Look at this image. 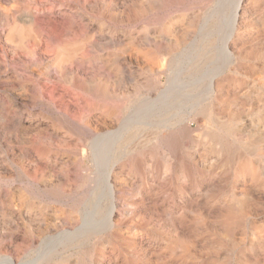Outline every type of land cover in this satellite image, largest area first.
Returning <instances> with one entry per match:
<instances>
[{
    "label": "rangeland",
    "instance_id": "1",
    "mask_svg": "<svg viewBox=\"0 0 264 264\" xmlns=\"http://www.w3.org/2000/svg\"><path fill=\"white\" fill-rule=\"evenodd\" d=\"M235 2L0 0V264H264V0L229 58Z\"/></svg>",
    "mask_w": 264,
    "mask_h": 264
},
{
    "label": "bare ground",
    "instance_id": "2",
    "mask_svg": "<svg viewBox=\"0 0 264 264\" xmlns=\"http://www.w3.org/2000/svg\"><path fill=\"white\" fill-rule=\"evenodd\" d=\"M41 1H42V0H41ZM51 1H53V0H51ZM142 1H143V0H142ZM226 1H227V0H226ZM54 2H55V1H54ZM220 2H221V1H220ZM242 2H243V1H242ZM51 3H53V2H51ZM82 3H83V2H82ZM86 3H87V2H86ZM95 3H96V2H95ZM146 3H147V2H146ZM224 3H225V2H224ZM240 3H241V0H236L235 5H234L232 11L230 10L231 12H229V14L227 13V14H228V18H227V19H228V24H227V23H225V24L228 25V28H227V32L224 33V34H226V35H225V38L223 39V43H222L221 46H219V47L221 48L220 50L222 51V53L225 54V56H228V57H229L230 52H231V51L229 50V41L232 39V36L234 35L233 33L235 32V29H236V26H237L236 24L238 23L237 18H238V15H239V14H238L237 12H238V9H239V7H240V5H241ZM215 5H216V2H215ZM217 5H218V4H217ZM86 6H87V5H86ZM93 6H94V5H93ZM151 6H153V5L151 4ZM241 6H242V5H241ZM249 6H251V5H249ZM53 7H54V6H53ZM224 8H225V7H224ZM228 8H229V7H228ZM49 9H50V8H49ZM152 9H153V7H152ZM210 9H211V8H210ZM250 9H251V8H250ZM51 10H53V9H51ZM155 10H156V9H155ZM155 10H154V11H155ZM253 10H254V9H253ZM259 10H260V9H259ZM222 11H223V10H222ZM244 11H245V10H244ZM254 13H255V12H254ZM260 13H261V12H260ZM138 14H139V13H138ZM141 14H142V13H141ZM148 14H149V13H148ZM184 14H185V13H184ZM211 14H212V13H211ZM211 14H210V15H211ZM218 14H220V12H219ZM212 15H213V14H212ZM255 15H256V14H255ZM145 16H146V15H145ZM220 16H221V15H219V17H220ZM223 16H225V15L223 14ZM261 16H262V15H261ZM135 17H136V16H135ZM142 17H143V16H142ZM193 17H194V16H193ZM212 17H213V16H212ZM219 17H217V18H219ZM140 18H141V16H140ZM194 18H195V17H194ZM205 18H206V16H205ZM207 18H210V17L207 15ZM225 18H226V16H225ZM258 18H259V17H258ZM185 19H186V18H185ZM212 19H213V18H212ZM220 19H222V17H221ZM220 19H219V21H220ZM169 20H170V19H169ZM189 20H190V19H189ZM206 20H207V19H206ZM213 20H214V19H213ZM263 20H264V19H263ZM191 21H192V20H191ZM202 21H203V19H202ZM219 21H218V22H219ZM222 21H223V20H222ZM222 21H221V22H222ZM240 21H241V20H240ZM252 21H253V20H252ZM187 22H188V21H187ZM208 22H209V21H208ZM221 22H219V25H220ZM236 22H237V23H236ZM253 22H254V21H253ZM70 24H71V23H70ZM70 24H69V25H70ZM84 24L86 25V23H84ZM208 24H209V23H208ZM88 25H89V24H88ZM139 25H140V24H139ZM166 25H167V24H166ZM188 25H189V24H188ZM200 25H201V24H200ZM257 25H258V24H257ZM191 26H192V25H191ZM213 26H214V24H213ZM224 26H225V25H224ZM243 26H244V25H243ZM263 26H264V25H263ZM144 27H145V26H144ZM161 27H162V26H161ZM168 27H169V26H168ZM168 27H167V28H168ZM200 27H201V26H200ZM203 27H204V26H203ZM208 27H210V26H208ZM208 27H207V28H208ZM240 27H241V26H240ZM137 28H138V27H137ZM148 28H150V27H148ZM237 28H238V27H237ZM262 28H264V27H262ZM85 29H86V28H85ZM139 29H140V28H139ZM142 29H143V28H142ZM152 29H154V28H152ZM159 29H160V28H159ZM220 29H222V32L225 31V30H223V28H220ZM220 29H217V30H220ZM259 29H260V28H259ZM137 30H138V29H137ZM213 30H214V29H213ZM37 31H38V30H37ZM64 31H65V29H64ZM66 31H67V30H66ZM141 31H142V30H141ZM144 31H145V28H144ZM160 31H161V30H160ZM198 31H199V30H198ZM200 31H201V30H200ZM204 31H205V30H204ZM209 31H210V30H209ZM209 31H208V32H209ZM220 31H221V30H220ZM220 31H219V33H220ZM142 32H143V31H142ZM167 32H168V30H167ZM167 32H166V33H167ZM176 32H177V30H176ZM202 32H203V31H202ZM64 33H65V32H64ZM216 33H217V32H216ZM188 34H189V31H188ZM263 34H264V33H263ZM34 35H35V34H34ZM146 35H147V34H146ZM173 35H174V34H173ZM192 35H193V32H192ZM208 35H209V34H208ZM212 35H213V34H212ZM134 36H135V35H134ZM164 36H165V35H164ZM190 36H191V35H190ZM198 36H199V35H198ZM200 36H201V35H200ZM213 36H214V35H213ZM215 36H216V34H215ZM234 36H235V35H234ZM234 36H233V37H234ZM250 36H251V35H250ZM37 37H38V35H37ZM207 37H208V36H207ZM220 37H222V36H220ZM39 38H40V37H39ZM133 38H134V37H133ZM211 38H212V37H211ZM222 38H223V37H222ZM222 38H221V39H222ZM37 39H38V38H37ZM55 39H56V38H55ZM62 39H63V38H62ZM162 39H163V38H162ZM186 39H187V38H186ZM207 39H208V38H207ZM207 39H206V40H207ZM221 39H220V40H221ZM262 39H263V38H262ZM67 40H68V39H67ZM70 40H71V39H70ZM158 40H159V39H158ZM202 40H203V39H202ZM20 41H21V40H20ZM110 41H111V40H110ZM136 41H137V40H136ZM154 41H155V40H154ZM196 41H197V40H196ZM218 41H219V39H218ZM44 42H45V41H44ZM167 42H168V41H167ZM203 42H205V41H203ZM21 43H22V42H21ZM42 43H43V42H42ZM156 43H158V42H156ZM161 43H162V42H161ZM35 44H36V43H35ZM148 44H149V42H148ZM159 44H160V43H159ZM165 44H166V43H165ZM165 44H164V45H165ZM172 44H174V43H172ZM172 44H171V45H172ZM201 44H202V43H201ZM231 44H232V43H231ZM38 45H39V44H38ZM38 45H37V46H38ZM45 45H48V44H45ZM60 45H61V44H60ZM144 45H145V44H144ZM156 45H157V44H156ZM156 45H155V46H156ZM193 45H194V44H193ZM193 45H192V46H193ZM32 46H34V45H32ZM35 46H36V45H35ZM137 46H138V45H137ZM184 46H185V45H184ZM42 47H43V46H42ZM49 47H50V46H49ZM51 47H53V46H51ZM140 47H141V46H140ZM196 47H197V44H196ZM198 47H199V46H198ZM61 48H62V47H61ZM142 48H144V46H143ZM168 48H169V47H168ZM184 48H185V47H184ZM62 49H63V48H62ZM65 49H66V47H65ZM67 49H68V48H67ZM67 49H66V50H67ZM163 49H164V48H163ZM198 49H199V48H198ZM32 50H33V49H32ZM34 50H36V49H34ZM39 50H40V49H39ZM42 50H43V49H42ZM147 50H148V47H147ZM161 50H162V49H161ZM173 50H174V49H173ZM185 50H186V49H185ZM188 50H189V49H188ZM190 50H191V49H190ZM195 50H196V49H195ZM195 50H194V51H195ZM59 51H60V50H59ZM68 51H69V50H68ZM141 51H142V50H141ZM153 51H154V49H153ZM174 51H175V50H174ZM177 51H178V49H177ZM181 51H182V50H181ZM181 51H180V52H181ZM191 51H192V50H191ZM198 51H199V50H198ZM51 52H53V51H51ZM65 52H66V51H65ZM159 52H160V51H159ZM183 52H184V51H183ZM188 52H189V51H188ZM216 52H220V51H216ZM235 52H236V51H235ZM43 53H46V52H43ZM48 53H49V52H48ZM181 53H182V52H181ZM181 53H180V54H181ZM190 53H191V52H190ZM240 53H241V52H240ZM148 54H149V53H148ZM172 54H173V53H172ZM178 54H179V53H178ZM206 54H207V53H206ZM219 54L221 55V52H220ZM219 54H218V56H220ZM223 54H222V56H223ZM235 54H236V53H235ZM36 55H37V54H36ZM54 55H55V54H54ZM169 55L171 56V54H169ZM182 55H183V53H182ZM186 55H187V54H186ZM190 55H191V54H190ZM251 56H252V55H251ZM33 57H34V56H33ZM37 57H38V55H37ZM44 57H45V56H44ZM147 57H148V56H147ZM176 57H177V56H176ZM182 57H183V56H182ZM191 57H192V55H191ZM193 57H194V56H193ZM205 57H206V56H205ZM207 57H208V56H207ZM258 57H259V56H258ZM157 58H159V57H157ZM180 58H181V57H180ZM184 58H185V57H184ZM194 58H196V57H194ZM215 58H216V57H215ZM220 58H221V57H220ZM222 58H226V57H222ZM222 58H221V59H222ZM229 58H230V57H229ZM40 59H42V58H40ZM44 59H45V58H44ZM160 59H161V58H160ZM165 59L167 60V58H165ZM172 59H173V58H172ZM186 59H187V56H186ZM189 59H190V58H189ZM209 59H210V58H209ZM217 59H218V58H217ZM152 60H153V59H152ZM175 60H176V59H175ZM184 60H185V59H184ZM199 60H200V59H199ZM215 60H216V59H215ZM219 60H220V59H219ZM222 60H223V59H222ZM237 60H238V59H237ZM80 61H81V60H80ZM129 61H130V60H129ZM169 61H170V60H169ZM176 61H177V60H176ZM216 61H218V60H216ZM230 61H231V60H230ZM240 61H241V60H240ZM81 62H82V61H81ZM127 62H128V61H127ZM140 62H141V61H140ZM155 62H156V59H155ZM164 62H165V61H164ZM178 62H179V61H178ZM183 62H184V61H183ZM219 62H220V61H219ZM222 62H223V61H222ZM222 62H221V63H222ZM227 62H228V61H227ZM129 63H130V62H129ZM158 63H159V62H158ZM176 63H177V62H176ZM207 63H208V62H207ZM214 63H215V61H214ZM235 63H236V62H235ZM235 63H234V65H235ZM238 63H239V62H238ZM121 64H122V63H121ZM121 64H120V65H121ZM133 64H134V63H133ZM178 64H179V63H178ZM222 64H223V63H222ZM225 64H226V63H225ZM246 64H248V63H246ZM255 64H256V63H255ZM156 65H157V64H156ZM172 65H173V64H172ZM174 65H175V64H174ZM182 65H183V63H182ZM215 65H218V63L216 62ZM127 66H128V65H127ZM136 66H137V65H136ZM157 66H158V65H157ZM160 66H161V65H160ZM179 66H180V65H179ZM213 66H214V65H213ZM218 66H219V65H218ZM221 66H222V65H221ZM228 66H229V65H228ZM194 67H195V66H194ZM224 67H226V66H224ZM239 67H240V66H239ZM186 68H187V67H186ZM261 68H262V67H261ZM169 69H170V68H169ZM176 69H177V68H175V70H176ZM206 69H207V68H206ZM230 69H231V68H230ZM238 69H239V68H238ZM128 70H129V68H128ZM134 70H135V69H134ZM141 70H142V69H141ZM149 70H150V69H149ZM164 70H165V69H164ZM172 70H173V69H172ZM183 70H184V68H183ZM219 70H220V69H219ZM222 70H224V69H222ZM118 71H119V70H118ZM131 71H132V70H131ZM155 71H157V70H155ZM167 71H168V70H167ZM248 71H249V70H248ZM81 72H82V71H81ZM119 72H120V71H119ZM135 72H136V71H135ZM138 72H139V71H138ZM157 72H158V71H157ZM157 72H156V73H157ZM162 72H163V71H162ZM162 72H161V73H162ZM165 72H166V71H165ZM183 72H184V71H183ZM252 72H254V71H252ZM177 73H178V71H177ZM86 74H87V73H86ZM86 74H85V75H86ZM123 74H124V73H123ZM130 74H131V72H130ZM133 74H134V73H133ZM136 74H137V73H136ZM170 74H172V73H170ZM181 74H182V73H181ZM196 74H197V73H196ZM211 74H213V73H211ZM211 74H210V75H211ZM243 74H244V73H243ZM164 75H165V74H164ZM168 75H169V74H168ZM255 75H256V74H255ZM124 76H125V75H124ZM177 76H178V75H177ZM185 76H186V75H185ZM233 76H234V75H233ZM129 77H130V76H129ZM131 77H132V76H131ZM153 77H154V76H153ZM171 77H172V76H171ZM194 77H195V75H194ZM210 77H213V76H210ZM87 78H88V77H87ZM135 78H136V77H135ZM161 78H162V77H161ZM177 78H178V77H177ZM179 78H180V77H179ZM192 78H193V77H192ZM136 79H137V78H136ZM146 79H147V78H146ZM164 79H165V78H164ZM195 79H196V78H195ZM197 79H198V78H197ZM115 80H116V79H115ZM249 80H250V79H249ZM255 80H256V79H255ZM122 81H123V80H122ZM184 81H185V80H184ZM258 81H259V80H258ZM261 81H262V80H261ZM111 82H112V81H111ZM115 82H116V81H115ZM124 82H125V80H124ZM137 82H138V81H137ZM147 82H148V81H147ZM199 82H200V80H199ZM112 83H113V82H112ZM133 83H134V82H133ZM164 83H166V82H164ZM195 83H196V81H195ZM255 83H256V82H255ZM123 84H124V83H123ZM143 84H144V83H143ZM169 84H170V83H169ZM201 84H202V83H201ZM214 84H215V83H214L213 78H210L209 81H208V85H207V88H208L209 91L212 92L213 89H215V88H214ZM146 85H147V84H146ZM163 85H164V84H163ZM187 85H188V84H187ZM189 85H190V84H189ZM194 85H195V84H194ZM198 85H199V84H198ZM202 85H204V84H202ZM248 85H249V84H248ZM98 86H99V85H98ZM122 86H123V85H122ZM144 86H145V85H144ZM144 86H143V87H144ZM190 86H191V85H190ZM190 86H189V87H190ZM205 86H206V84H205ZM82 87H83V86H82ZM104 87H105V86H104ZM186 87H187V86H186ZM186 87H184V89H185ZM189 87H188V88H189ZM200 87H201V86H200ZM253 87H254V85H253ZM258 87H259V86H258ZM107 88H108V87H107ZM168 88H169V87H168ZM171 88H173V87H171ZM191 88H192V87H191ZM195 88H196V87H195ZM197 88H198V87H197ZM217 88H218V87H217ZM247 88H248V87H247ZM256 88H257V87H256ZM256 88H255V89H256ZM82 89H83V88H82ZM99 89H100V88H99ZM122 89H123V88H122ZM204 89H205V88H204ZM94 90H95V89H94ZM114 90H115V89H114ZM126 90H127V89H126ZM143 90H144V89H143ZM147 90H148V89H147ZM160 90H161V88H160ZM171 90H173V89H171ZM194 90H196V89H194ZM259 90H260V89H259ZM85 91H86V90H85ZM132 91H133V90H132ZM149 91H150V90H149ZM152 91H154V90H152ZM169 91H170V90H169ZM169 91H168V92H169ZM174 91H175V90H174ZM197 91H198V90H197ZM236 91H237V90H236ZM137 92H138V91H137ZM142 92H143V91H142ZM163 92H164V91H163ZM163 92H162V94H163ZM168 92H167L166 95L169 94ZM184 92H185V91H184ZM186 92H187V91H186ZM261 92H262V91H261ZM261 92H260V93H261ZM108 93H109V92H108ZM171 93H172V92H171ZM177 93H180V91L177 92ZM187 93H188V92H187ZM190 93H192V89H191V92H190ZM190 93H188V94H190ZM253 93H254V92H253ZM260 93H259V94H260ZM135 94H136V93H135ZM149 94H150V93H149ZM160 94H161V92H159V94H158L157 96H159ZM162 94H161V95H162ZM172 94H173V93H172ZM183 94H184V93H183ZM212 94H213V93H212ZM239 94H240V93H239ZM259 94H258V95H259ZM111 95H112V94H111ZM113 95H114V94H113ZM151 95H152V94H151ZM170 95H171V94H170ZM217 95H218V94H217ZM261 95H262V93H261ZM104 96H105V95H104ZM155 96H156V95H155ZM157 96H156V97H157ZM164 96H165V95H164ZM164 96H163V97H164ZM114 97H115V96H114ZM151 97H152V96H151ZM178 97H179V96H178ZM210 97H211V96H210ZM61 98H62V97H61ZM105 98H106V97H105ZM124 98H125V97H124ZM161 98H162V97H161ZM164 98H166V97H164ZM164 98H162V99H164ZM175 98H176V97H175ZM140 99H141V98H140ZM153 99H154V98H153ZM162 99H161V100H162ZM167 99H168V98H167ZM171 99H172V98H171ZM177 99H179V98H177ZM191 99H192V98H191ZM138 100H139V99H138ZM141 100H142V99H141ZM143 100H144V99H143ZM147 100H148V99H147ZM149 100H150V98H149ZM157 100H158V99H157ZM165 100H166V99H165ZM168 100H169V99H168ZM200 100H201V99H200ZM248 100H249V99H248ZM250 100H251V99H250ZM51 101H52V100H51ZM158 101H159V100H158ZM158 101H157V102H158ZM140 102H142V101H140ZM162 102H163V101H162ZM189 102H190V101H189ZM207 102H208V101H207ZM224 102H225V101H224ZM224 102H223V103H224ZM259 102H260V101H259ZM144 103H146V101H145ZM147 103H148V102H147ZM173 103H174V102H173ZM203 103H204V102H203ZM227 103H228V102H227ZM227 103H226V104H227ZM260 103H261V102H260ZM141 104H143V103H141ZM158 104H160V103H158ZM169 104H170V103H169ZM169 104H168V105H169ZM246 104H247V103H246ZM248 104H249V103H248ZM251 104H252V103H251ZM137 105H140V104L137 103ZM143 105H144V104H143ZM149 105H150V104H149ZM149 105L147 104V106H149ZM152 105H154V104H152ZM179 105H180V104H179ZM214 105H215V104H214ZM227 105H228V104H227ZM55 106H56V105H55ZM145 106H146V104H145ZM162 106H163V105H162ZM164 106L166 107V104H165ZM171 106H172V105H170V108H171ZM141 107H143V106L141 105ZM141 107H140V109H141ZM149 107H150V106H149ZM159 107H160V106H159ZM173 107H175V106H173ZM198 107H199V105L197 106V108H198ZM231 107H232V106H231ZM57 108H58V107H57ZM77 108H78V107H77ZM135 108H136V107H135ZM154 108H157V107L154 106ZM154 108H153V109H154ZM170 108H169V109H170ZM197 108H196V109H197ZM228 108H229V107H227V109H228ZM235 108H236V107H235ZM114 109H116V108H114ZM140 109L137 108V110H140ZM142 109H143V108H142ZM142 109H141V110H142ZM151 109H152V108H151ZM162 109H164V108H162ZM169 109H168V110H169ZM173 109H174V108H173ZM244 109H245V108H244ZM57 110H58V109H57ZM106 110H107V108H106ZM117 110H119V109H117ZM137 110H136V111H137ZM145 110H147V109H145ZM145 110H144L143 112L139 111V112H141V113H139L140 116H142V113H144ZM160 110H161V107H160ZM160 110H159V111H160ZM170 110H171V109H170ZM170 110H169V111H170ZM182 110H183V109H182ZM218 110H219V109H218ZM59 111H60V110H59ZM67 111H68V110H67ZM103 111H104V110H103ZM112 111H113V110H112ZM147 111H148V113L150 112V111H149V108H148ZM156 111H157V110H156ZM219 111H220V110H219ZM222 111H224V110H222ZM229 111H230V109H229ZM251 111H252V110H251ZM113 112H114V111H113ZM133 112H134V110H133ZM160 112H161V111H160ZM170 112H171V111H170ZM170 112H168V113H170ZM172 112H173V110H172ZM180 112H181V111H180ZM183 112H184V111H183ZM242 112H243V111H242ZM244 112H245V111H244ZM115 113H116V111H115ZM129 113L132 114L131 112H129ZM148 113H144V115H145V114H148ZM150 113H151V112H150ZM163 113H164V112H163ZM181 113H182V112H181ZM199 113H200V112H199ZM66 114H67V113H66ZM73 114H74V112H73ZM136 114H137V113H136ZM154 114H156V113H154ZM160 114L162 115V113H160ZM170 114H171V113H170ZM176 114H177V112H176ZM176 114H174V116H175ZM179 114H180V113H179ZM179 114H177V115H179ZM249 114H250V112H249ZM102 115H103V114H102ZM168 115H169V114H168ZM183 115H184V114H183ZM227 115H228V114H227ZM227 115H226V116H227ZM230 115H231V114H230ZM237 115H239V114H237ZM114 116H115V115H114ZM114 116H113V117H114ZM132 116H133V115H132ZM138 116H139V115H138ZM150 116H151V114H150V115H147V117H150ZM152 116H154V115H152ZM171 116H173V115H171ZM226 116H224V117H226ZM249 116H250V115H249ZM257 116H258V115H257ZM133 117H134V116H133ZM133 117H132V118H133ZM142 117L144 118V116H142ZM142 117H140V118H142ZM158 117H159V116H158ZM158 117H157V118H158ZM160 117H162V116H160ZM177 117H178V116H177ZM189 117H190V116H189ZM200 117H201V116H200ZM221 117H222V116H221ZM229 117H231V116H229ZM241 117H242V116H241ZM74 118H75V117H74ZM127 118H128V117H127ZM138 118H139V117H138ZM140 118H139V119H140ZM143 118H142V120H145V119H143ZM150 118H151V117H150ZM179 118H180V117H179ZM183 118H184V117H183ZM187 118H188V117H187ZM184 119H185V118H184ZM221 119H222V118H221ZM244 119H245V118H244ZM253 119H254V118H253ZM110 120H111V119H110ZM124 120L126 121V119H124ZM129 120H130V119H129ZM147 120H150V119H147ZM203 120H204V119H203ZM222 120H223V119H222ZM222 120H221V121H222ZM241 120H242V119H241ZM69 121H70V120H69ZM114 121H115V120H114ZM127 121H128V120H127ZM159 121H160V120H159ZM193 121H194V120H193ZM247 121H252V120H247ZM259 121H260V120H259ZM149 122H150V121H149ZM152 122H153V121H152ZM154 122H155V121H154ZM169 122H170V119H169ZM178 122H179V121H178ZM185 122H186V120H185ZM204 122H205V121H204ZM261 122H262V121H261ZM261 122H260V123H261ZM121 123H122V122H121ZM124 123H125V122H124ZM150 123H151V122H150ZM155 123H156V122H155ZM157 123H158V122H157ZM179 123H180V122H179ZM69 124H70V123H69ZM71 124H72V123H71ZM122 124H123V123H122ZM130 124H132V123L130 122ZM142 124H143V123H142ZM152 124H153V123H152ZM170 124H171V123H170ZM241 124H243V123H241ZM258 124H259V123H258ZM179 125H181V124H179ZM244 125H245V124H244ZM68 126H69V125H68ZM120 126H121V125H120ZM127 126H128V125H127ZM139 126L141 127V125H139ZM200 126H201V125H200ZM242 126H243V125H242ZM116 127H117V126H116ZM121 127H122V126H121ZM129 127H130V126H129ZM146 127H147V126H146ZM154 127H156V126H154ZM240 127H241V126H240ZM87 128H88V127H87ZM100 128H101V127H100ZM122 128H123V127H122ZM126 128H127V127H126ZM254 128H255V127H254ZM77 129H78V128H77ZM84 129H86V128H84ZM110 129H111V128H110ZM124 129H125V128H124ZM239 129H240V128H239ZM239 129H238V130H239ZM75 130H76V129H75ZM121 130H122V129H121ZM81 131H82V130H81ZM86 131H87V130H86ZM89 131H90V130H89ZM92 131H93V130H92ZM92 131H90V132H92ZM94 131H95V130H94ZM117 131H118V130H117ZM129 131H130V129H129ZM146 131H147V130H146ZM84 132H85V131H84ZM111 132H112V131H111ZM115 132H116V131H115ZM81 133H82V132H81ZM87 133H88V132H87ZM87 133H86V134H87ZM118 133H119V134H118ZM79 134H80V133H79ZM91 134H92V133H91ZM100 134H101V133H100ZM102 134H105V133H102ZM113 134H114V132H113ZM117 134L120 135V132H117ZM117 134H115V135H117ZM153 134H154V133H153ZM115 135H114V136H115ZM245 135H246V134H245ZM255 135H256V134H255ZM51 136H53V135H51ZM95 136H96V135H95ZM101 136L103 137V135H101ZM101 136L99 135L100 138H101ZM121 136H123V135H121ZM241 136L243 137V135H241ZM99 137H98V139H100ZM104 137H105V136H104ZM197 137H198V136H197ZM237 137H238V136H237ZM260 137H261V136H260ZM93 138H95V137H93ZM122 138H123V137H122ZM122 138H120V139H122ZM163 138H164V137H163ZM243 138H245V137H243ZM96 139H97V137H96ZM108 139H109V138H108ZM200 139H201V138H200ZM105 140L107 141V138H106ZM110 140H111V139H110ZM97 141H98V140H97ZM189 141H190V140H189ZM95 142H96V141H95ZM111 142H113V141H111ZM116 142H118V141H116ZM203 142H204V140H203ZM206 142H207V141H206ZM208 142H209V140H208ZM245 142H246V141H245ZM104 143H105V142H104ZM193 143H194V142H193ZM204 143H205V142H204ZM187 144H188V143H187ZM208 144H209V143H208ZM90 145H91V144H90ZM94 145H95V144H94ZM134 145H135V144H134ZM209 145H210V144H209ZM211 145H212V144H211ZM211 145H210V146H211ZM187 146H188V145H187ZM98 147H99V146H98ZM263 147H264V146H263ZM263 147H262V148H263ZM90 148H91V146H90ZM211 148H212V147H211ZM211 148H210V149H211ZM250 148H251V147H250ZM96 149H97V148H96ZM106 149H108V148H106ZM178 149H179V148H178ZM188 150H190V149H188ZM194 150H195V149H194ZM84 151H85V149H84ZM202 151H203V150H202ZM263 151H264V150H263ZM92 152H93V151H92ZM95 152H96V151H95ZM129 152H130V151H129ZM165 152H166V151H165ZM84 153H85V152H84ZM208 153H209V152H208ZM256 153H257V152H256ZM95 154H96V153H95ZM153 154H155V153H153ZM157 154H158V153H157ZM187 154H188V153H187ZM202 154H203V153H202ZM104 155H105V154H104ZM195 155H196V154H195ZM206 155H207V152H206ZM127 156H128V155H127ZM201 156H203V155H201ZM211 156H212V155H211ZM91 157H92V156H91ZM146 157H147V156H146ZM157 157H158V156H157ZM213 158H214V157H213ZM143 160H144V159H143ZM143 160H142V161H143ZM157 160H158V159H157ZM212 160H213V159H212ZM252 160H253V159H252ZM165 161H166V160H165ZM205 161H206V160H205ZM223 161H225V159H223ZM223 161H222V163H223ZM147 162H148V161H147ZM150 162H151V161H149V163H150ZM157 162H158V161H157ZM171 162H172V161H171ZM191 162H192V161H191ZM248 162H249V161H248ZM255 162H256V161H255ZM168 163H170V162H168ZM261 163H262V162H261ZM114 164H115V163H114ZM218 164H219V163H218ZM220 164H221V163H220ZM156 165H157V164H156ZM187 165H188V164H187ZM196 165H197V164H196ZM211 165H212V163H211ZM213 165L215 166V164H213ZM258 165H259V164H258ZM152 166H153V164H152ZM188 166H189V165H188ZM244 166H245V165H244ZM167 167H168V166H167ZM196 167H197V166H196ZM258 167H259V166H258ZM263 167H264V166H263ZM181 168H182V167H181ZM198 168H199V167H198ZM211 168H212V167H211ZM225 168H226V167H225ZM100 169H101V168H100ZM109 169H110V168H109ZM151 169H152V168H151ZM185 169H186V168H185ZM255 169H256V168H255ZM161 170H162V168H161ZM197 170H198V169H197ZM211 170H212V169H211ZM243 170H244V169H243ZM111 171H112V170H111ZM151 171H152V170H151ZM151 171H150V172H151ZM179 171H180V170H179ZM203 171H204V170H203ZM206 171H208V170H206ZM263 171H264V170H263ZM191 172H192V171H191ZM219 172H221V171H219ZM96 173H97V172H96ZM154 173H155V172H154ZM166 173H167V172H166ZM168 173H169V172H168ZM198 173L200 174L199 171H198ZM210 173H211V172H210ZM97 174H98V173H97ZM103 174H104V173H103ZM173 174H174V173H173ZM194 174H195V173H194ZM233 174H234V173H233ZM118 175H119V174H118ZM164 175L166 176V174H164ZM228 175H229V174H228ZM148 176H149V175H148ZM161 176H162V175H161ZM145 177H146V176H145ZM198 177H199V176H198ZM223 177H224V176H223ZM108 178H109V173L106 174V179H105L106 182H107L106 184H107V193H108V194L106 193V194H103V195H104V196H105V195H108V196H109L110 205H108V207H109L108 210H109V216H111V215L113 214V211H114L115 205H114V201H113V189H112V186H110V184L108 183ZM111 178H112V177H111ZM116 178H117V177H116ZM161 178H162V177H161ZM193 178H194V177H193ZM262 178H263V177H262ZM164 179H165V177H164ZM167 179H168V178H167ZM167 179H166V180H167ZM213 180H214V179H213ZM94 181H95V180H94ZM219 181H220V180H219ZM262 181H263V180H262ZM163 182H164V181H163ZM166 182H167V181H166ZM212 182H213V181H212ZM155 183H156V182H155ZM260 183H261V182H260ZM225 184H226V183H225ZM152 185H153V184H152ZM206 185H207V184H206ZM215 185H216V184H215ZM254 185H255V184H254ZM35 186H36V185H35ZM139 186H140V185H139ZM139 186H137V187L139 188ZM255 186H256V185H255ZM185 187H186V184H185ZM185 187H184V188H185ZM215 187H216V186H215ZM215 187H213V188H215ZM226 187H227V186H226ZM104 188H105V187H104ZM104 188H103V189H104ZM186 188H187V187H186ZM217 188H218V187H217ZM219 188H220V186H219ZM239 188H240V187H239ZM239 188H238V189H239ZM242 188H243V187H242ZM178 189H179V188H178ZM210 189H211V188H210ZM226 189H227V188H226ZM234 189H235V188H234ZM238 189H237V190H238ZM104 190H105V189H104ZM212 190H214V189H212ZM218 190H219V189H218ZM218 190H217V191H218ZM204 191H205V190H204ZM214 191H215V190H214ZM223 191H224V190H223ZM226 191H227V190H226ZM250 191H251V190H250ZM103 192H104V191H103ZM115 192H117V191H115ZM206 192H207V191H206ZM238 192H239V191H238ZM259 192H260V191H259ZM104 193H105V192H104ZM117 193H118V192H117ZM135 193H136V192H135ZM215 193H217V192H215ZM219 193H220V191H219ZM212 194H213V193H212ZM222 194H223V193H222ZM228 194H229V193H228ZM253 194H254V193H253ZM202 195H203V194H202ZM104 196H103V197H104ZM115 196H116V195H115ZM138 196H139V194H138ZM188 196H189V195H188ZM252 196H253V195H252ZM200 197H201V196H200ZM215 197H216V196H215ZM244 197H245V196H244ZM246 197H248V196H246ZM142 198H143V197H142ZM179 198H180V197H179ZM198 199H199V198H198ZM210 199H211V197H210ZM213 199H214V198H213ZM213 199H212V200H213ZM216 199H217V198H216ZM235 199H236V198H235ZM105 200H106V198H105ZM109 200H108V201H109ZM195 200H196V199H195ZM117 201H118V200H117ZM117 201H116V203H117ZM235 201H236V200H235ZM76 202H77V201H76ZM180 202H181V201H180ZM194 202H195V201H194ZM210 202H211V201H210ZM210 202H208V203H210ZM237 202H238V201H237ZM108 203H109V202H108ZM211 203H212V202H211ZM211 203H210V204H211ZM233 203H234V202H233ZM183 204H184V203H183ZM190 204H191V203H190ZM198 204H200V203H198ZM201 204H202V203H201ZM117 205H119V204H117ZM234 205H235V204H234ZM234 205H231V206H234ZM242 205H243V204H242ZM194 206H195V205H194ZM196 206H197V205H196ZM204 206H205V204H204ZM223 206H224V205H223ZM243 206H244V205H243ZM162 207H163V206H162ZM182 207H183V206H182ZM197 207H198V206H197ZM197 207H196V208H197ZM235 207H236V206H235ZM241 207H242V206H241ZM128 208H129V207H128ZM131 209H132V208H131ZM187 209H188V208H187ZM187 209H186V210H187ZM238 209H239V207H238ZM106 210H107V209H106ZM181 210H182V209H181ZM218 210H219V209H218ZM223 210H225V209H223ZM229 210H230V209H229ZM229 210H228V211H229ZM239 210H240V209H239ZM104 211H105V210H104ZM183 211H184V210H183ZM220 211H221V210H220ZM231 211H232V210H231ZM231 211H230V212H231ZM117 212H118V211H117ZM159 212H160V211H159ZM205 212H206V211H205ZM232 212H233V211H232ZM88 213H89V212H88ZM98 213H99V212H98ZM166 213H167V212H166ZM172 213H173V212H172ZM212 213H213V212H212ZM215 213H218V212L216 211ZM208 214H209V213H208ZM102 215H103V214H102ZM105 215H106V214H105ZM164 215H165V214H164ZM170 215H171V214H170ZM104 217H105V216H104ZM104 217H102V218H104ZM207 217H208V216H207ZM212 217H213V216H212ZM85 218H86V217H85ZM106 218H107V215H106ZM208 218H209V217H208ZM109 219H110V218H109ZM211 219H212V218H211ZM85 220H88V219L86 218ZM92 220H93V219H92ZM98 220H99V219H98ZM101 220H103V219H101ZM110 220H111V219H110ZM212 220H213V219H212ZM216 220H217V219H216ZM207 221H208V220H207ZM106 222H108V221H106ZM215 222H216V221H215ZM84 223H85V222H84ZM42 224H43V223H42ZM107 224H108V223H107ZM43 225H44V224H43ZM84 225H86V224H84ZM105 225H106V223H105ZM175 225H176V224H175ZM44 226H45V225H44ZM88 226H89V225H88ZM201 226H202V225H201ZM211 226H212V225H211ZM224 226H225V225H224ZM56 227H57V226H56ZM109 227H110V226H109ZM53 228H54V226H53ZM79 228H80V227H79ZM111 228H112V227H111ZM210 228H212V227H210ZM227 228H228V227H227ZM37 229H38V228H37ZM42 229H43V228H42ZM54 229H56V228H54ZM54 229H51V230H54ZM35 230H36V228H35ZM28 231H29V230H28ZM38 232H39V231H38ZM31 234H32V233H31ZM84 234H85V233H84ZM89 234H90V233H89ZM35 236H36V235H35ZM37 236H38V235H37ZM43 236H44V235H43ZM48 237H49V236H48ZM64 237H65V236H64ZM43 239H44V238H43ZM54 239H55V238H54ZM230 239H231V238H230ZM41 240H42V239H41ZM41 240H40V241H41ZM51 240H53V238H51ZM64 240H65V239H64ZM34 241H35V240H34ZM206 241H207V240H206ZM25 242H26V241H25ZM38 242H39V241H38ZM211 242H212V241H211ZM33 243H34V242H33ZM46 243H47V242H46ZM56 243H58V242H56ZM59 243H60V242H59ZM80 243H81V242H80ZM29 244H30V243H29ZM34 244H35V243H34ZM44 244H45V243H44ZM42 245H43V244H42ZM47 245H48V244H47ZM74 245H75V244H74ZM212 245H213V244H212ZM215 245H216V244H215ZM34 246H35V245H34ZM65 247H66V246H65ZM213 247H214V246H213ZM214 248H215V247H214ZM251 248H252V247H251ZM71 249H72V248H71ZM211 250H212V249H211ZM218 251H219V250H218ZM56 252H57V251H56ZM60 253H61V252H60ZM216 253H217V252H216ZM47 255H48V254H47ZM58 256H59V255H58ZM12 258H13V257H12ZM58 258H59V257H58ZM13 259H14V258H13ZM61 259H62V258H61ZM14 260H15V259H14ZM43 260H44V259H43ZM51 260H53V259H51ZM15 262H16V261H15ZM67 262H68V261H67ZM67 262H66V263H67ZM17 263H18V262H17ZM29 263H30V261H29ZM43 263H44V262H43ZM23 264H24V263H23ZM46 264H47V263H46ZM61 264H62V263H61Z\"/></svg>",
    "mask_w": 264,
    "mask_h": 264
}]
</instances>
